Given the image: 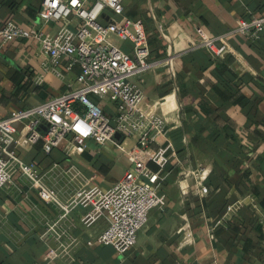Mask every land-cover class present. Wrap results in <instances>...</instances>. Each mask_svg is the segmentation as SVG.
<instances>
[{
  "label": "crops",
  "instance_id": "obj_1",
  "mask_svg": "<svg viewBox=\"0 0 264 264\" xmlns=\"http://www.w3.org/2000/svg\"><path fill=\"white\" fill-rule=\"evenodd\" d=\"M41 2L0 0V24L15 20L26 28L56 32L62 22L44 24L38 17ZM124 3L122 15L105 11L102 17L144 22L152 64L132 81L145 93L143 111L166 114L180 158V163L172 160L164 173L166 208L150 211L137 243L121 255L111 245H87L108 222L101 218L86 226L81 217L87 209L76 207L71 218L78 242L72 256H54L52 242L43 232L61 210L43 201L30 180L14 168L12 185L0 189V264H264V29L256 40L239 33L228 37L231 50L219 58L197 45L199 27L215 36L228 34L242 18L264 15V0ZM78 22L70 17L71 26ZM112 39L132 52L130 39L116 35ZM42 63L34 39L8 43L0 39V118L80 87L77 65L66 69L65 61L61 63L65 78H60L45 72ZM102 105L107 113L117 111L114 100ZM15 128L23 144L16 147L17 154L35 161L65 200L79 186L70 180L71 172H81V183L106 189L131 167L130 152L148 159L131 135H119L116 144L89 140L86 147L68 140L47 153L41 142H27L24 124L16 122ZM46 128L43 122L41 130ZM162 142L163 137H156L153 146ZM148 164L157 169L153 162ZM199 167L205 169L190 173ZM204 185L208 192H202ZM248 189L257 192L262 215L257 214L253 223L243 208L222 221L226 203Z\"/></svg>",
  "mask_w": 264,
  "mask_h": 264
},
{
  "label": "built area",
  "instance_id": "obj_2",
  "mask_svg": "<svg viewBox=\"0 0 264 264\" xmlns=\"http://www.w3.org/2000/svg\"><path fill=\"white\" fill-rule=\"evenodd\" d=\"M124 2L42 0L39 19L44 24L62 22L54 33H45L35 27L26 28L15 20L0 24V39L3 43L29 38L38 43L45 72L65 78V70L60 68L64 61L66 69H73L75 65L80 69L76 75L81 84L79 88L69 89L29 108L12 110L8 117L0 118V189L12 185V172L16 168L30 180L43 201L59 207L61 213L47 221L43 232L52 242L50 249L54 256H72L73 247L78 242L71 218L76 207L87 209L81 217L86 226L101 218L108 222L104 232L87 241L88 246L111 245L121 255L128 253L137 243L139 231L147 223L150 211L166 208L164 173L172 160L176 159L180 163L170 137L166 114L158 110L143 111L141 104L145 93L132 81L133 76L143 73L152 64L143 20L126 18L123 21H105L102 17L105 11L122 15ZM73 16L79 21L75 27L70 24V17ZM262 29L264 15L242 18L235 29L219 36L211 35L199 27L197 45L219 58L231 50L227 43L228 37L239 33L256 40ZM113 35L130 39L133 43L132 52L122 50L113 41ZM107 99L117 102L115 114L104 111L102 102ZM16 122L24 124L23 133L26 134L27 142H41L47 153L68 140L81 147H86L89 140L99 144L107 141L116 144L117 135L120 134L135 136L139 149L148 159H140L130 152L131 167L120 180L106 189L96 184L81 183V172H71L70 180L77 181L79 186L74 189L69 200H65L47 182L46 174L40 172L35 161L28 162L17 154L16 147L23 144L16 135ZM43 122L47 124L44 131L41 130ZM159 136L164 138V142L154 147L153 143ZM148 161L156 164L157 169H152ZM204 169L199 167L190 173ZM208 191L207 185L202 186L203 193ZM243 208H250L256 215H262L256 196L248 192L228 204L222 221Z\"/></svg>",
  "mask_w": 264,
  "mask_h": 264
},
{
  "label": "trees",
  "instance_id": "obj_3",
  "mask_svg": "<svg viewBox=\"0 0 264 264\" xmlns=\"http://www.w3.org/2000/svg\"><path fill=\"white\" fill-rule=\"evenodd\" d=\"M138 18H134V20H137ZM106 112V111H105ZM248 192H253V194L256 196V198H257V201H258V194H257V192H255V191H253V190H251V189H248L245 193H243L242 195H245V194H247ZM241 195V196H242ZM234 200H236V199H234ZM229 203H231V201L230 202H228V204ZM227 203H226V207L225 208H227V205H228ZM258 204H259V202H258ZM248 211H249V213H251V215H252V222L253 223H255L256 222V214H255V212L253 211V210H251L250 208H246Z\"/></svg>",
  "mask_w": 264,
  "mask_h": 264
},
{
  "label": "water",
  "instance_id": "obj_4",
  "mask_svg": "<svg viewBox=\"0 0 264 264\" xmlns=\"http://www.w3.org/2000/svg\"><path fill=\"white\" fill-rule=\"evenodd\" d=\"M120 134L117 135V137L119 136Z\"/></svg>",
  "mask_w": 264,
  "mask_h": 264
}]
</instances>
